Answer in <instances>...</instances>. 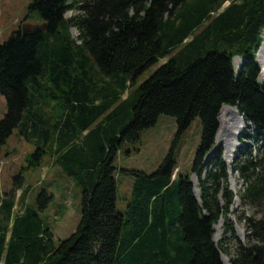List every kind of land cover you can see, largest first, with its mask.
<instances>
[{
	"label": "trees",
	"instance_id": "1",
	"mask_svg": "<svg viewBox=\"0 0 264 264\" xmlns=\"http://www.w3.org/2000/svg\"><path fill=\"white\" fill-rule=\"evenodd\" d=\"M225 1H29L0 42L6 102L0 148L15 127L44 142L29 154L30 164L47 145L54 163L81 187L80 218L69 236L55 241L40 216L52 194L41 189L25 202L23 176L15 174L11 188L0 191V264H225L213 239L222 216L225 230L233 231L229 166L215 146L223 105L237 108L247 124L242 140L254 145L244 143L234 155L230 169L243 181L237 196L264 210V80L256 61L264 0H229L217 11ZM31 20L47 29L22 34L20 25ZM234 56L243 57L237 71ZM161 114L175 118V137L153 171L119 169L132 177L119 210L118 149ZM195 117L202 135L191 170L175 172L176 144ZM243 219L246 242L237 241L229 263L264 264V211Z\"/></svg>",
	"mask_w": 264,
	"mask_h": 264
},
{
	"label": "rangeland",
	"instance_id": "2",
	"mask_svg": "<svg viewBox=\"0 0 264 264\" xmlns=\"http://www.w3.org/2000/svg\"><path fill=\"white\" fill-rule=\"evenodd\" d=\"M30 0H0V7L3 13L0 15V42L8 38L12 30L16 28L19 21L26 12ZM229 3L225 1L217 10L220 11ZM73 11H67L65 17H70ZM16 21V23H15ZM28 22V21H26ZM31 23H38L37 20H31ZM73 38H77V30L70 27ZM263 36V37H262ZM264 38V30L261 33ZM264 43V42H263ZM262 46V45H261ZM256 52V61L261 69L260 81L264 80V54ZM236 58H239V60ZM243 57L234 58V69L237 71ZM165 58L158 59L156 63L144 70L137 78L136 85L145 80L160 65ZM124 92L123 96H125ZM6 111V102L3 95L0 94V118ZM220 113V112H219ZM59 112H53L57 116ZM221 122L218 126L221 128L223 138H215V146H220L222 157L227 161V153L231 156V168L234 155L237 153L239 146L244 143L253 147L249 140H242L243 133L247 130V124L244 122L241 114L235 106L223 105L220 113ZM219 116V119H220ZM175 118L170 115L161 114L158 116L154 125L142 129L137 138L130 141H124L116 155L114 165L118 172L117 180V208L123 209L126 198L130 194L132 177L119 171L120 168H129L141 170L146 173L153 171L167 153L171 142L176 134ZM202 125L199 117H195L189 126L180 135L175 147V160L177 168L181 173L190 172L197 148L201 142ZM44 142L38 141L35 136L26 139L21 133L19 127L12 130L10 136L0 148V191L5 193L11 186L13 176L20 173L23 176V188L27 189L25 202H31L33 195L41 189H45L52 194V199L48 205L40 212L41 218L48 221L54 232L55 241L63 239L73 232L80 218L81 187L71 176H68L63 169L53 161V154L50 153L48 146L44 145L47 152L44 153L38 163L30 164L32 157L29 155L34 151L36 146L43 145ZM253 149L252 153L254 154ZM208 157V155L206 156ZM228 172V175L234 179V186L227 179L228 185L233 191L235 197L230 207V213L227 219L233 225V231H226L224 224L226 219L222 216L213 225V239L220 248L221 258L225 264L229 263V257L234 254L235 244L238 240L246 242L247 229L245 225L246 216H260L263 209H258L252 205H243L237 196L242 190V179L237 172ZM193 182L194 192L199 195L198 180L194 173L190 176ZM20 190L16 192L18 194ZM4 195V194H3ZM21 209V202L16 199L14 211ZM241 217V218H240Z\"/></svg>",
	"mask_w": 264,
	"mask_h": 264
},
{
	"label": "water",
	"instance_id": "3",
	"mask_svg": "<svg viewBox=\"0 0 264 264\" xmlns=\"http://www.w3.org/2000/svg\"><path fill=\"white\" fill-rule=\"evenodd\" d=\"M39 29L40 30H46L47 29L46 24L44 22H41V23L24 22V23H22L20 25V30H21L22 34L33 33V32H35L36 30H39ZM234 57H233V59H234ZM260 75H261V73H260ZM196 196H197L198 200L200 201L199 195H196Z\"/></svg>",
	"mask_w": 264,
	"mask_h": 264
},
{
	"label": "bare ground",
	"instance_id": "4",
	"mask_svg": "<svg viewBox=\"0 0 264 264\" xmlns=\"http://www.w3.org/2000/svg\"><path fill=\"white\" fill-rule=\"evenodd\" d=\"M263 43V42H262ZM260 52L262 53V54H264V43L262 44V46H261V49H260ZM236 57V56H235ZM239 60V58H236V60ZM263 61H264V59H262ZM219 121L221 122V116H220V119H219ZM223 138V134H221V128H219V130H218V133H217V140H221ZM227 161H228V163L230 164L231 163V156H230V154L229 153H227ZM226 161V162H227ZM229 166V165H228ZM229 172H231L230 171V167H229ZM231 177V176H230ZM233 177V176H232ZM230 178V180H231V183H232V185L234 186V179L233 178ZM197 194V193H196Z\"/></svg>",
	"mask_w": 264,
	"mask_h": 264
},
{
	"label": "crops",
	"instance_id": "5",
	"mask_svg": "<svg viewBox=\"0 0 264 264\" xmlns=\"http://www.w3.org/2000/svg\"><path fill=\"white\" fill-rule=\"evenodd\" d=\"M3 13V11H2V9H1V7H0V15ZM15 23H16V21H15Z\"/></svg>",
	"mask_w": 264,
	"mask_h": 264
}]
</instances>
